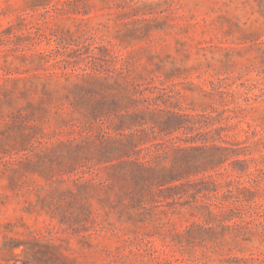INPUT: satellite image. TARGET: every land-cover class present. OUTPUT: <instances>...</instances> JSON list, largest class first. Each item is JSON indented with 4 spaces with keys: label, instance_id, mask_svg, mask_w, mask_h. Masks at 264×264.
<instances>
[{
    "label": "rangeland",
    "instance_id": "rangeland-1",
    "mask_svg": "<svg viewBox=\"0 0 264 264\" xmlns=\"http://www.w3.org/2000/svg\"><path fill=\"white\" fill-rule=\"evenodd\" d=\"M0 264H264V0H0Z\"/></svg>",
    "mask_w": 264,
    "mask_h": 264
},
{
    "label": "trees",
    "instance_id": "trees-1",
    "mask_svg": "<svg viewBox=\"0 0 264 264\" xmlns=\"http://www.w3.org/2000/svg\"><path fill=\"white\" fill-rule=\"evenodd\" d=\"M177 161L179 164L176 167L160 168L159 170L152 169L157 183L163 185L181 178L180 172L186 170L188 164L178 159Z\"/></svg>",
    "mask_w": 264,
    "mask_h": 264
}]
</instances>
